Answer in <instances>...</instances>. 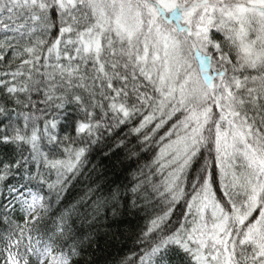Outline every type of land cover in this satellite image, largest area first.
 I'll use <instances>...</instances> for the list:
<instances>
[{
	"label": "snow or ice",
	"instance_id": "6c2138e0",
	"mask_svg": "<svg viewBox=\"0 0 264 264\" xmlns=\"http://www.w3.org/2000/svg\"><path fill=\"white\" fill-rule=\"evenodd\" d=\"M0 264H264V0H0Z\"/></svg>",
	"mask_w": 264,
	"mask_h": 264
},
{
	"label": "trees",
	"instance_id": "16d2710c",
	"mask_svg": "<svg viewBox=\"0 0 264 264\" xmlns=\"http://www.w3.org/2000/svg\"><path fill=\"white\" fill-rule=\"evenodd\" d=\"M121 251L119 243H114L105 247L103 253L100 254V259L103 262L105 259H112Z\"/></svg>",
	"mask_w": 264,
	"mask_h": 264
}]
</instances>
